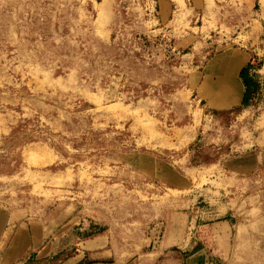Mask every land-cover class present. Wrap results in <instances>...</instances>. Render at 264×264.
I'll list each match as a JSON object with an SVG mask.
<instances>
[{
    "label": "rangeland",
    "instance_id": "rangeland-1",
    "mask_svg": "<svg viewBox=\"0 0 264 264\" xmlns=\"http://www.w3.org/2000/svg\"><path fill=\"white\" fill-rule=\"evenodd\" d=\"M149 1L0 0V197L13 209L59 222L74 207L124 237L163 221L173 173L215 189L209 162L253 134L251 112L209 109L195 85L258 7L171 0L162 21Z\"/></svg>",
    "mask_w": 264,
    "mask_h": 264
},
{
    "label": "crops",
    "instance_id": "crops-1",
    "mask_svg": "<svg viewBox=\"0 0 264 264\" xmlns=\"http://www.w3.org/2000/svg\"><path fill=\"white\" fill-rule=\"evenodd\" d=\"M251 1H238L258 7L239 19L247 29L219 36L218 52L207 58L195 85L209 109H243L239 120L254 116L253 134L207 165L214 166L209 184L215 189L198 190L199 178L173 173L179 193L163 221L124 237L74 207L53 222L46 210H15L0 197V264H264V64L251 63L253 56L264 59V0ZM149 2L159 8V20L169 19L171 0ZM199 6L207 14L211 9L209 0ZM206 44L213 43L207 38ZM193 128L185 124L182 139L192 141Z\"/></svg>",
    "mask_w": 264,
    "mask_h": 264
},
{
    "label": "built area",
    "instance_id": "built-area-1",
    "mask_svg": "<svg viewBox=\"0 0 264 264\" xmlns=\"http://www.w3.org/2000/svg\"><path fill=\"white\" fill-rule=\"evenodd\" d=\"M256 60H257V57L253 56L251 59V63L256 65Z\"/></svg>",
    "mask_w": 264,
    "mask_h": 264
}]
</instances>
